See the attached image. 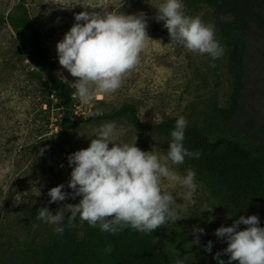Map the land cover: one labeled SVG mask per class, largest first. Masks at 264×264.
<instances>
[{
    "label": "rangeland",
    "instance_id": "374dc122",
    "mask_svg": "<svg viewBox=\"0 0 264 264\" xmlns=\"http://www.w3.org/2000/svg\"><path fill=\"white\" fill-rule=\"evenodd\" d=\"M18 1L0 0V264L23 263L30 258L35 247L47 242L54 234V229L60 224L52 225L38 220L36 216L41 207H47L55 214L65 204L79 203L82 197L77 196L49 204L48 191L59 184L65 185L63 191H72L67 186L72 171L67 160L68 152L89 147L97 135L96 130L103 124L114 122L116 125L112 143L135 144L143 151H152L162 158V162H166L163 158L167 156L172 140L164 131H138L126 115L68 123L69 138L66 139L58 125L60 100L45 78L31 74L35 68L26 54V37L13 31L8 22L3 21V17L16 13ZM24 1L30 16L42 31L57 72L72 85L76 78L59 64L56 44L76 23L75 13L102 10L83 5L62 10L45 3L47 0ZM79 2L95 5L101 0ZM162 2L123 0V7L120 8L121 0H111L113 7L109 6V10L146 14L147 33L152 40L147 42L146 49L140 54L139 65L125 78L121 88L107 96L101 94L91 105L75 99L72 119L85 118L89 112L97 109L101 113L117 109L131 102L145 124L181 116L186 118L188 124H201L213 94H216L214 98L217 104L228 105L232 80L225 50L222 56L212 61L207 54L190 52L183 46L171 43L168 31L163 27L164 22L154 19L157 11L154 6ZM182 3L186 15L198 16L205 24L214 25L215 39L221 46L218 19L211 8L188 0H182ZM212 63L215 67L210 66ZM46 88H51L53 93L48 108L45 104L40 107L39 102L40 92ZM167 163L182 177L187 175L189 169L194 171L186 160L180 165H172L170 161ZM195 183L194 203L185 199L188 190L181 184L167 180L161 184L162 193L174 196V207L181 217L176 223L170 222L162 227L168 264H176L177 260L182 264H218L217 253H221L219 259L229 264L228 256L222 251L227 247V241L214 233L217 228L231 226L239 218L196 172ZM205 204L213 206V211L202 212ZM64 215L67 219L70 213L65 212ZM197 228H203L204 233L194 231ZM244 228L243 224L239 226V230ZM197 236L199 243H194ZM208 241L212 242L211 251L206 250ZM231 264H238V261H231Z\"/></svg>",
    "mask_w": 264,
    "mask_h": 264
},
{
    "label": "clouds",
    "instance_id": "9594fccd",
    "mask_svg": "<svg viewBox=\"0 0 264 264\" xmlns=\"http://www.w3.org/2000/svg\"><path fill=\"white\" fill-rule=\"evenodd\" d=\"M45 3L62 10L76 5L102 10L75 13L76 23L56 44L59 64L76 78L72 82L76 89L72 98L91 105L101 94L107 96L121 88L125 78L139 65L140 54L146 49L147 42L152 40L147 33L146 14L114 12L109 10V6L113 7L111 0H101L95 5L82 4L79 0H47ZM122 7L123 0L120 3ZM154 7L157 10L154 19L164 22L163 27L168 31L171 43L190 52L207 54L212 61L223 55V48L215 39L214 25L205 24L198 16L186 15L182 0H163ZM210 66L215 67V64ZM101 114L98 109L88 113L90 117ZM187 124L183 116L176 120L167 156L163 158L166 162H162V158L152 151H143L135 144L112 143L116 125L114 122L103 124L96 130L97 135L89 147L67 157L68 164L72 166L67 186L72 191H63L64 184L48 191L49 204L77 196L82 197L79 203L65 204L55 214L47 207H41L36 218L58 225L65 220V212H69V227H77L79 217L80 224L98 225L101 231L112 234L129 226L151 234L170 222L176 223L181 219L174 207L176 200L172 194L162 193L161 184L165 180L181 184L188 190L185 199L194 203L193 194L197 189L195 172L189 169L182 177L167 163L180 165L186 157L199 159V151H189L183 145ZM205 210L211 212L213 206L205 204L202 212ZM241 224L247 227L239 230ZM54 231L63 235L64 227H56ZM194 231L204 233L203 228ZM214 234L227 241V247L222 251L228 256L229 264L231 261L264 264V227L259 226L258 216H240L231 226L217 228ZM194 243H199L198 236ZM211 246L212 242L208 241L206 250L211 251ZM105 252H111V247H106ZM220 255H216L218 264H225L219 259ZM176 264H182V261L177 260Z\"/></svg>",
    "mask_w": 264,
    "mask_h": 264
},
{
    "label": "trees",
    "instance_id": "16d2710c",
    "mask_svg": "<svg viewBox=\"0 0 264 264\" xmlns=\"http://www.w3.org/2000/svg\"><path fill=\"white\" fill-rule=\"evenodd\" d=\"M188 1L206 4L217 17L232 87L228 105L217 104L213 94L201 124H187L183 145L201 155L199 159L185 160L238 218L256 215L259 226L264 227V0ZM3 21L26 37V54L35 68L31 74L45 78L60 100L58 125L66 139L68 123L121 115H126L138 131L158 130L171 136L176 117L145 124L131 102L98 116L72 119L74 88L57 72L42 31L30 16L25 1L19 0L16 13L3 17ZM52 96L51 88L42 90L40 107H50ZM76 223L77 227H69L65 219L58 226L64 227L63 235L54 232L21 264H168L162 227L145 234L129 226L112 234L101 231L98 225L80 224L79 220ZM108 246L111 252H105Z\"/></svg>",
    "mask_w": 264,
    "mask_h": 264
}]
</instances>
